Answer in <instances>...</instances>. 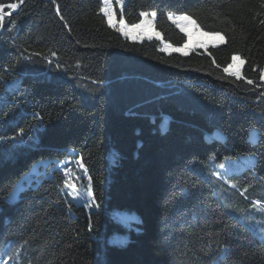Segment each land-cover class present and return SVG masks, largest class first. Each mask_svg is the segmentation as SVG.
Instances as JSON below:
<instances>
[{
  "label": "trees",
  "instance_id": "trees-1",
  "mask_svg": "<svg viewBox=\"0 0 264 264\" xmlns=\"http://www.w3.org/2000/svg\"><path fill=\"white\" fill-rule=\"evenodd\" d=\"M23 2L0 28V264H264V0L116 10L129 27L155 12L175 48L187 37L169 13L223 37L187 55L123 38L103 0L0 5ZM233 55L239 78L223 71ZM247 156L241 172L214 174L213 158ZM66 159L83 165L92 209L66 194L71 181L53 166ZM114 209L136 214L137 228ZM114 232H127L124 244L109 243Z\"/></svg>",
  "mask_w": 264,
  "mask_h": 264
},
{
  "label": "rangeland",
  "instance_id": "rangeland-1",
  "mask_svg": "<svg viewBox=\"0 0 264 264\" xmlns=\"http://www.w3.org/2000/svg\"><path fill=\"white\" fill-rule=\"evenodd\" d=\"M127 0H122L123 3V8L126 4ZM112 8L114 10V16L112 19V24L110 25L108 22V18L104 15V13L102 12L103 16L106 18L108 25L115 29L119 34L122 35L123 38L125 39H129L132 42H143V41H159L161 44L160 50L162 52H165L167 54H181V55H187L191 52L197 51V50H207L209 47H216L219 46L221 44H218L223 37L221 35H203L201 30L197 31V28L194 27L192 24L188 23L187 21H181V24L186 25L185 31H181L179 27H177V29L182 32L186 37H187V42L186 44L181 47V48H175V47H170L168 48L166 51L162 50L164 47V42H162L161 36L157 37L156 36V32L154 30V22H155V17H142V20L145 21V23L141 24L139 23V27L136 28H132V27H128L127 31L130 33V36H125L122 32L118 31L117 29L121 27L120 22L117 21L116 19V10H119L121 12V6L120 4H118L116 2V0H112ZM122 8V10H123ZM176 15V14H175ZM175 24V23H173ZM176 25V24H175ZM200 40L201 42H203L205 44V46H198L196 41ZM213 43H217L216 46H212ZM176 49H179V51H177ZM240 58H238L237 60H235L232 64V68H231V72L232 73H239L242 71L241 70V65L239 62ZM232 73H227L228 75L234 76L236 78V75H233ZM261 82L264 83V68L262 70V74H261ZM249 160H253L252 156H247V157H239L230 161H225L224 163L230 165V169H229V173H239L241 172L246 165H248V161ZM47 164L42 163L43 168L46 167ZM67 165L70 166V168L68 169V167H66ZM56 169L60 170L62 172V174L64 175V177L68 178L71 183H67L65 185V192L66 194L69 191L68 185L75 183L77 185V188L79 189V191L81 193H85V195H82L80 197V199L78 201H74L73 198L68 195L69 199L73 202H76L78 204H84L86 203V205L88 206L89 209H92V203H93V198H92V192H91V196L86 195L87 190L90 186L89 182H88V177H87V181L84 180L86 173L83 167H81L80 162H75L72 159H66L64 161H59L57 163H55L53 165ZM49 168H52V166H49ZM34 174H37L36 170H33ZM44 173V171H42V174ZM47 178H50L51 176L49 174H46ZM28 181L30 180V178L28 176L24 177V179H22L14 188V190L12 191V193L9 196V201L10 202H14L17 199L18 193L20 191V189L23 187L24 181ZM112 217L113 219H118L122 226L125 229H129V228H137V226L135 225V223H133L135 220H139V217L132 213V212H128L125 209H114L112 210ZM127 239V232H114L112 234L109 235L108 237V241L109 243H113L116 245H122L125 243Z\"/></svg>",
  "mask_w": 264,
  "mask_h": 264
},
{
  "label": "snow or ice",
  "instance_id": "snow-or-ice-1",
  "mask_svg": "<svg viewBox=\"0 0 264 264\" xmlns=\"http://www.w3.org/2000/svg\"><path fill=\"white\" fill-rule=\"evenodd\" d=\"M116 2L118 4H120L121 6V17H122V8H123V3L122 0H116ZM18 7L17 3H8L7 5H0V23L3 22L5 15H10V13H4V8H8V9H13L15 10ZM104 15L108 18V22L111 25L112 24V19L114 16V10L112 8V0H103V7L100 9ZM141 17H155L156 13L155 12H151V13H146V12H141L140 13ZM168 19L171 20L173 23H175L177 25V27L180 28L181 31H185L186 25L181 24V21H187L188 23L192 24L193 26H195L197 28V31H199V26L196 25L195 20H193L191 18V16L187 15V14H180V15H175L173 13H169L168 14ZM141 24L145 23L144 20L140 21ZM120 25L121 27L118 28L117 30L122 32L125 36H130V33L127 31L129 25H127L123 18H121L120 20ZM139 24L136 25H131L132 28H136L139 27ZM203 35H219V33H202ZM156 36L159 37L160 34L156 33ZM171 45L165 43L164 47L162 50H167L168 48H170ZM177 51H179V49H176ZM239 57L236 55L232 56V60L235 61L237 60ZM215 63V61H213ZM217 67H220L219 65H217ZM232 68V64H228L227 67L223 68V71L225 73H229L230 69ZM233 75H236L237 77H239V73H232ZM248 83H252V81H248ZM23 133H21L22 135ZM216 139H221V137L216 136ZM259 141V134L253 130L252 132L249 133V143L255 144ZM212 166L214 168V174L217 176H226L229 173V169H230V165L226 164V163H220L218 165H216L214 163V158H213V163ZM81 167H83V165H81ZM223 170V171H220ZM67 183V181H66ZM69 191H68V195H70L74 201H78L80 199V197L82 195H85V193H81L79 191V189L77 188V185L75 183L69 184L68 185ZM86 195L91 196V187L89 186Z\"/></svg>",
  "mask_w": 264,
  "mask_h": 264
},
{
  "label": "water",
  "instance_id": "water-1",
  "mask_svg": "<svg viewBox=\"0 0 264 264\" xmlns=\"http://www.w3.org/2000/svg\"><path fill=\"white\" fill-rule=\"evenodd\" d=\"M24 2L21 3L15 10H13L12 12H10V15H5L4 18H8V17H12L13 15L17 14L19 12V10L21 9V7L23 6ZM2 26V23H0V28Z\"/></svg>",
  "mask_w": 264,
  "mask_h": 264
}]
</instances>
